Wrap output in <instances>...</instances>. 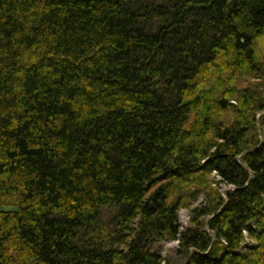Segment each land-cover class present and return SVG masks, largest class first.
I'll use <instances>...</instances> for the list:
<instances>
[{
    "label": "trees",
    "instance_id": "obj_1",
    "mask_svg": "<svg viewBox=\"0 0 264 264\" xmlns=\"http://www.w3.org/2000/svg\"><path fill=\"white\" fill-rule=\"evenodd\" d=\"M0 203V264H264V0H0Z\"/></svg>",
    "mask_w": 264,
    "mask_h": 264
},
{
    "label": "rangeland",
    "instance_id": "obj_2",
    "mask_svg": "<svg viewBox=\"0 0 264 264\" xmlns=\"http://www.w3.org/2000/svg\"><path fill=\"white\" fill-rule=\"evenodd\" d=\"M223 187L226 188V185H223ZM0 209H15V205L11 204H6V203H0ZM187 221V212L185 209H182L180 212V224L181 227L185 226ZM256 240L250 239L249 237H245V239L242 241L241 248L244 250L247 245L254 244ZM153 248L155 250H159V253L163 257H175L176 255V242L175 241H167V242H160V243H155L153 245ZM177 260L179 262L184 260L183 255H179L177 257Z\"/></svg>",
    "mask_w": 264,
    "mask_h": 264
},
{
    "label": "water",
    "instance_id": "obj_3",
    "mask_svg": "<svg viewBox=\"0 0 264 264\" xmlns=\"http://www.w3.org/2000/svg\"><path fill=\"white\" fill-rule=\"evenodd\" d=\"M194 250V248L191 249V252Z\"/></svg>",
    "mask_w": 264,
    "mask_h": 264
}]
</instances>
